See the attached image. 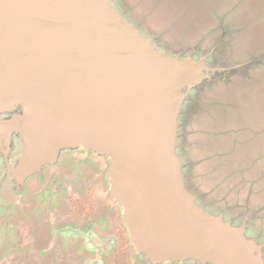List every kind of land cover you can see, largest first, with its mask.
Wrapping results in <instances>:
<instances>
[{
    "label": "water",
    "instance_id": "1",
    "mask_svg": "<svg viewBox=\"0 0 264 264\" xmlns=\"http://www.w3.org/2000/svg\"><path fill=\"white\" fill-rule=\"evenodd\" d=\"M140 1L0 0V215L95 180L130 264H264V5Z\"/></svg>",
    "mask_w": 264,
    "mask_h": 264
},
{
    "label": "crops",
    "instance_id": "2",
    "mask_svg": "<svg viewBox=\"0 0 264 264\" xmlns=\"http://www.w3.org/2000/svg\"><path fill=\"white\" fill-rule=\"evenodd\" d=\"M31 203L19 202L25 212L11 216V220L8 212L0 215V264H106L114 245L113 228L84 227L80 220L68 216L57 224L53 216L41 213V219L50 226L40 229L26 211ZM39 203L42 206V201ZM36 239H42L40 245Z\"/></svg>",
    "mask_w": 264,
    "mask_h": 264
},
{
    "label": "flooded vegetation",
    "instance_id": "3",
    "mask_svg": "<svg viewBox=\"0 0 264 264\" xmlns=\"http://www.w3.org/2000/svg\"><path fill=\"white\" fill-rule=\"evenodd\" d=\"M86 194L88 195L84 196L82 200H80L79 193L75 191L69 193L67 197V202H68L67 210L69 211V216L71 218L78 219L82 222L87 218H89L96 211L98 207H101V209L105 208L106 210H109L112 217L114 219H117L118 216L113 206L105 205V204L101 205L96 201L95 188L93 186L87 187ZM31 217L34 218V215L32 214ZM120 228L121 226L117 224L115 220V227H114L115 235H117L116 232L117 229ZM33 230L34 229L32 228V231ZM121 237H122V241L110 252L107 259L105 260L106 264H130L129 261L127 260L128 244L125 241L126 238L124 237V235H121ZM32 240L33 241L35 240V234H33Z\"/></svg>",
    "mask_w": 264,
    "mask_h": 264
},
{
    "label": "rangeland",
    "instance_id": "4",
    "mask_svg": "<svg viewBox=\"0 0 264 264\" xmlns=\"http://www.w3.org/2000/svg\"><path fill=\"white\" fill-rule=\"evenodd\" d=\"M193 0H141L139 4L146 5L149 9V11L151 12L152 17L149 18V23L151 25L154 26H158L159 24L161 25L162 20H160L157 16L158 13H163V12H171V11H179V9H185V7H187ZM259 4L258 5H264V0H258ZM202 5L201 3H199L200 6ZM259 6V7H260ZM203 7V6H202ZM258 7V6H257ZM258 10V8H256ZM167 12V13H168ZM195 12H197V10L195 9ZM242 98H251V99H258L259 104L258 106H260L259 108L255 109L254 111L251 112V115H255L258 116L257 118L264 116V83H262V85H256L255 87V91L251 92L248 97H242ZM244 113V112H243ZM240 114V113H239ZM245 114V113H244ZM99 185L100 184V179H98ZM89 185H93L94 187L96 186L97 188H99L96 184V181L94 180H90L88 181V183L84 184L81 187V190L79 192L80 194V200H82V198L88 194H86V189L87 187H89ZM100 189H102V185L100 187ZM96 193V192H95ZM32 191L28 190L25 192V195L27 197H31L32 196ZM102 199L106 200V197H104V195H102Z\"/></svg>",
    "mask_w": 264,
    "mask_h": 264
},
{
    "label": "trees",
    "instance_id": "5",
    "mask_svg": "<svg viewBox=\"0 0 264 264\" xmlns=\"http://www.w3.org/2000/svg\"><path fill=\"white\" fill-rule=\"evenodd\" d=\"M126 243H127V240L125 239Z\"/></svg>",
    "mask_w": 264,
    "mask_h": 264
}]
</instances>
